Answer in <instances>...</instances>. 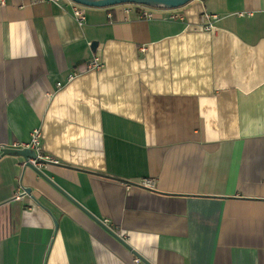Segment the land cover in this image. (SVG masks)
<instances>
[{
  "label": "crops",
  "instance_id": "0c3cea01",
  "mask_svg": "<svg viewBox=\"0 0 264 264\" xmlns=\"http://www.w3.org/2000/svg\"><path fill=\"white\" fill-rule=\"evenodd\" d=\"M71 2L0 4V264H264V0Z\"/></svg>",
  "mask_w": 264,
  "mask_h": 264
},
{
  "label": "built area",
  "instance_id": "2783aa9c",
  "mask_svg": "<svg viewBox=\"0 0 264 264\" xmlns=\"http://www.w3.org/2000/svg\"><path fill=\"white\" fill-rule=\"evenodd\" d=\"M5 0H0V4H4ZM72 15L76 18V20L78 21L79 24H83L85 22L86 19V8L85 5H81L78 4L76 1L72 0ZM153 10L151 8H149V6H145L144 5V9H143V14H145V16L147 18L152 17ZM219 19V16L213 12L210 11H206L205 13L202 14L201 16V25L203 29L207 30V29H214L215 23L216 21ZM88 68H92V69H100L103 66V61L101 59V57H94L92 58L89 62H88ZM75 72H73L72 74L69 75L67 81H70L74 78ZM64 84L63 81L58 82V87L62 86ZM42 131L40 127H35V129L32 130L31 135H30V139L29 141H22L19 143H14L13 146L17 147V148H28V149H32L35 152V156H28L26 158V163L32 165L33 167H35L36 169H41L43 168L47 162H55L58 163L59 161L57 159H55L54 156L52 155H47L44 153L43 148H42ZM143 185H153V182L151 179L146 178L143 182ZM14 197L18 200H20L23 195H24V191H17L14 193ZM109 220L106 219L104 221V223H108ZM136 259L138 260L139 257H136Z\"/></svg>",
  "mask_w": 264,
  "mask_h": 264
},
{
  "label": "water",
  "instance_id": "95a60500",
  "mask_svg": "<svg viewBox=\"0 0 264 264\" xmlns=\"http://www.w3.org/2000/svg\"><path fill=\"white\" fill-rule=\"evenodd\" d=\"M76 1L78 4L81 5H88L91 7H98V6H104V7H110L111 5H122L125 3H131V4H145V6H149V7H158L161 9H165V8H178L181 5H186L187 3L191 2L192 0H74ZM97 43L95 42L93 44L94 49L96 48ZM2 155H6L9 153H15V154H19V155H24L26 158L28 156H35V152L34 151H30L28 148H22V149H16L14 147H9V148H2ZM30 151V153H29ZM30 165V164H28ZM32 166V165H30ZM35 168V167H34ZM36 169V168H35ZM36 171L40 172L42 174L43 177H45L48 181L52 182L56 188L62 192L63 194L67 195L68 197H70L66 192L62 191L61 188H59L52 180H50L48 177H46L42 171L40 169H36ZM71 199V198H70ZM73 200V199H71ZM78 205H80V203H77ZM84 211L86 213H88L92 218L96 219L102 226H104V228L108 229V231H110L112 233V235H114L116 238H118L119 240H121L122 242H124L126 244V246L133 251V253H135L137 256H139V258L145 262L146 264H153L149 259H146L144 256H142L137 250L133 249L126 241L125 239L120 235H118L117 233H115L109 226L105 225L102 221H100L97 216L89 213L84 206L80 205Z\"/></svg>",
  "mask_w": 264,
  "mask_h": 264
},
{
  "label": "trees",
  "instance_id": "16d2710c",
  "mask_svg": "<svg viewBox=\"0 0 264 264\" xmlns=\"http://www.w3.org/2000/svg\"><path fill=\"white\" fill-rule=\"evenodd\" d=\"M111 6H114V5H111ZM111 6L109 8H111Z\"/></svg>",
  "mask_w": 264,
  "mask_h": 264
}]
</instances>
